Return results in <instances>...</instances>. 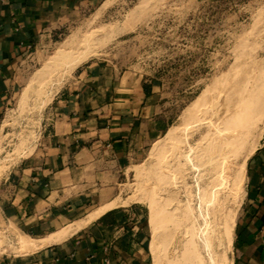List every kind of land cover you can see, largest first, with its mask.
<instances>
[{
	"label": "rangeland",
	"instance_id": "rangeland-1",
	"mask_svg": "<svg viewBox=\"0 0 264 264\" xmlns=\"http://www.w3.org/2000/svg\"><path fill=\"white\" fill-rule=\"evenodd\" d=\"M48 34L0 118V178L34 152L79 70L128 73L168 125L123 187L147 221L148 264H231L245 162L264 139V0H105ZM21 238L0 228V256L31 255Z\"/></svg>",
	"mask_w": 264,
	"mask_h": 264
},
{
	"label": "crops",
	"instance_id": "crops-1",
	"mask_svg": "<svg viewBox=\"0 0 264 264\" xmlns=\"http://www.w3.org/2000/svg\"><path fill=\"white\" fill-rule=\"evenodd\" d=\"M104 2L0 0V118L48 33ZM75 85L53 100L34 152L1 176L0 228L40 241L103 212L67 240L0 264H148L147 221L123 203V187L168 128L155 91L99 64L79 70ZM232 246L231 264H264V139L245 162Z\"/></svg>",
	"mask_w": 264,
	"mask_h": 264
},
{
	"label": "bare ground",
	"instance_id": "bare-ground-1",
	"mask_svg": "<svg viewBox=\"0 0 264 264\" xmlns=\"http://www.w3.org/2000/svg\"><path fill=\"white\" fill-rule=\"evenodd\" d=\"M35 135V134H34ZM169 138L170 139H173L174 138V136H175V130H174V132H170L169 133ZM34 139V138H33ZM7 167V166H6ZM107 209V208H106ZM105 209V210H106ZM106 211H108V210H106ZM103 211H101V212H99V213H97V214H94V215H92V216H90L85 222H83V223H79V224H76V225H70V227L68 226V228L67 229H65L64 231H62L61 233H59V234H57V235H55V236H52V237H50V238H47V239H42V240H38V241H36V243H34V244H30V242H32V241H30L29 242V244L27 243V244H21L20 245V248L21 249H23V250H26V251H28L29 253H33V251L34 250H36V249H41V248H44V247H46V246H48V245H51V244H55V243H61V242H63V241H65V240H67L68 238H70V237H72L73 235H75L79 230H81V229H83V227H85V226H87L88 224H90V222L92 221V220H94L96 217H98L101 213H102ZM236 220V219H235ZM206 223V222H205ZM204 224V223H203ZM204 226H205V224H204ZM235 227V226H234ZM203 229H204V227H202ZM206 229V228H205ZM227 229V228H226ZM234 230V229H233ZM199 231H200V229H199ZM205 231V230H204ZM215 231V230H214ZM213 231V232H214ZM224 232V231H223ZM234 232V231H233ZM218 233V232H217ZM219 233H220V231H219ZM214 234H215V232H214ZM213 234V235H214ZM225 234H227V233H225ZM204 235V234H203ZM202 235V236H203ZM220 235V234H219ZM229 235V237H230V243L232 244L233 243V237H234V234L232 235L231 233H229L228 234ZM233 237H232V236ZM201 236V237H202ZM227 237V236H226ZM19 238V237H18ZM217 238V237H216ZM23 238H21V240H22ZM203 240H204V238H202ZM209 239V238H208ZM156 240V239H155ZM214 240H216V239H214ZM222 240H223V238H222ZM221 240V241H222ZM20 242V241H19ZM204 242V241H203ZM202 242V243H203ZM228 242V241H227ZM156 244V243H155ZM204 244V243H203ZM208 245H210V240H209V244ZM220 245V244H219ZM211 246V245H210ZM230 247V246H229ZM232 247V246H231ZM221 248V247H220ZM156 248H155V246H153V251H154V253H156V256H157V251L155 250ZM211 249H212V247H211ZM218 249V248H217ZM230 249V248H229ZM227 250V249H226ZM156 251V252H155ZM25 252V251H24ZM214 253V252H213ZM215 256V255H214ZM155 258V257H154ZM156 259V258H155ZM154 262V261H153ZM193 262V261H192Z\"/></svg>",
	"mask_w": 264,
	"mask_h": 264
},
{
	"label": "trees",
	"instance_id": "trees-1",
	"mask_svg": "<svg viewBox=\"0 0 264 264\" xmlns=\"http://www.w3.org/2000/svg\"><path fill=\"white\" fill-rule=\"evenodd\" d=\"M145 89H146V87H145ZM147 91H148V88H147Z\"/></svg>",
	"mask_w": 264,
	"mask_h": 264
}]
</instances>
